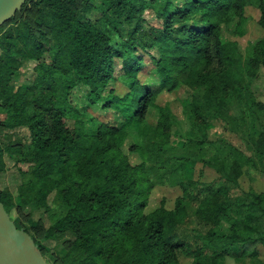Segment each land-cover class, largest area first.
<instances>
[{
    "label": "trees",
    "instance_id": "obj_1",
    "mask_svg": "<svg viewBox=\"0 0 264 264\" xmlns=\"http://www.w3.org/2000/svg\"><path fill=\"white\" fill-rule=\"evenodd\" d=\"M101 2L96 7L103 17L129 6L128 0ZM152 2L132 0L131 8L141 11ZM167 2L161 11L164 26L147 38L160 55L148 53L156 73L153 83L138 75L144 66L140 54L134 53L133 37L118 42L105 27L84 16L83 9L93 8L91 0H32L40 14L37 31L26 19L17 23L16 33L2 32L5 22L0 26L1 106L12 109V117L29 131L28 141L9 149L17 153V160L33 163L30 179L20 186L21 204L36 199L44 205L51 189L59 191L66 208L48 230L73 231L71 246L83 251V264H183L179 249L190 258L188 264H219L223 253L236 258L257 253L250 245L264 240V188L246 190L239 182L250 168L264 173V105L249 88V78L257 68H264V0H188L175 9ZM247 3L257 5L262 33L252 52L243 55L236 41L220 39L215 19L231 9L241 16ZM174 17L199 22L174 28L170 26ZM179 30L185 33L173 35ZM48 50L45 71L52 76L13 90L10 77L19 61L39 58ZM119 59L124 75L130 77L123 109L127 118L116 125L96 115L94 126H88L84 114L92 102L100 100L105 109L119 100L115 96L105 101L101 93ZM179 80L197 89L184 107L192 128L203 130L210 118L221 117L251 153L225 136L211 140L199 133L178 142L168 131V122L175 118L168 110L155 122L146 120L145 112L158 90L154 88H171ZM78 83L86 86L85 109L72 102L71 88ZM129 131L138 138L130 149L134 158L121 148ZM3 149L0 146V164ZM192 161L214 169L217 177L187 178L185 169ZM63 180L67 185L58 186ZM164 181L182 187L175 206L167 208L162 198L153 209L143 211L152 188ZM0 200L10 215L15 206L10 195L0 189ZM191 214L210 227L193 233L194 245L179 231ZM221 222L226 229L220 230ZM23 227L44 255L40 240ZM235 246L241 248L240 254Z\"/></svg>",
    "mask_w": 264,
    "mask_h": 264
},
{
    "label": "rangeland",
    "instance_id": "obj_2",
    "mask_svg": "<svg viewBox=\"0 0 264 264\" xmlns=\"http://www.w3.org/2000/svg\"><path fill=\"white\" fill-rule=\"evenodd\" d=\"M93 8L83 9L82 13L88 20L98 22L99 25L105 27L117 40L127 41L129 37H133L134 40V53L140 54V62L144 67L138 72V75L142 80L153 83V75L155 73L150 63H153V59H148V53H153L160 57L158 48L156 46H150L147 43V38L151 39L149 32H156L161 26H164L162 8L167 3H172L171 8L182 6L188 0H153V2L144 7L141 11H137V8H131L133 5L132 0H128L129 5L125 10L118 13L108 12L106 17L102 16L101 8L96 5L101 3V0H91ZM224 14L222 13L215 21H217V32L222 41L234 40L238 43V49L243 55L250 54L254 42L262 33V28L257 23L259 16V9L257 5L247 3L243 6L241 16L233 14V10H229ZM40 17L39 10L33 5L32 0H29L22 9L18 10L13 19L8 20L2 25V32L11 30L16 33V25L23 19L28 20L33 28L37 31L38 18ZM198 20L195 18H183L179 19L174 17L170 23V26L176 28L184 23H192L198 25ZM136 30L133 32V30ZM183 31H174L173 35L179 36ZM51 34V33H48ZM144 43H146L144 45ZM20 45V42H17ZM122 49H128V46L124 45ZM129 51V50H128ZM50 51H45L39 58L21 59L18 64V69L11 74L10 81L13 86V90L20 89L31 83L36 82L38 79H47L52 76L45 71V63L50 59ZM150 55V54H149ZM144 58V59H142ZM121 59L115 64L114 76L111 77L106 87L101 91L102 99L105 101L113 99L115 96L119 97L117 102H113L112 108H101L100 100L92 102L91 108L86 109V99L84 92L86 86L78 83L72 89V102L78 107L88 110V113L84 114L87 119L88 126H94L91 124L92 119L98 115L99 118L107 121L114 122L116 125L120 124V121L126 120L127 107V93L130 91V77L124 75L122 69ZM148 72V74H147ZM156 74V73H155ZM154 74V75H155ZM249 88L254 92L255 99L261 101L264 105V68L261 66L257 68V74L249 78ZM154 84H152L153 86ZM154 88V87H153ZM154 95L152 96L151 104L146 112V120L155 122L159 114L163 110H168L175 115L174 119L168 122V131L173 139H177L178 142L182 138L195 137L199 133L204 134L208 139L214 140L220 136L227 137L237 146L245 149L246 152L251 153L245 148L242 140L237 136L238 133L231 128L223 118H210L207 125L203 130H195L192 128L190 121L187 119L184 107L189 105L192 98L197 95V89L195 84L189 85L185 81L179 80L178 83L167 88L162 86L154 88ZM2 100L0 98V146L4 147L2 153V163L0 164V189L8 193L15 204L10 208V216L13 220H16L18 224L27 226L30 231L40 240L43 245V252L48 261L54 264H83V251L71 246L72 241L75 238L73 231H64L62 233L49 231L48 227L52 223V220L65 210L66 206L64 202L59 198L56 190L51 189L45 197L44 205L37 202L36 199L21 204L20 201V186L25 181L30 179V168L33 165L31 162H23L17 160V153L11 151L9 146L16 144L19 141L25 142L29 139L28 127L13 118L14 111L1 106ZM126 111V112H125ZM84 113V112H83ZM262 119L264 121V110ZM72 121V120H71ZM13 124V125H10ZM10 125V126H9ZM127 128V127H126ZM134 128V127H133ZM136 131V130H135ZM240 136V133H239ZM138 138L134 137V131L126 136L121 148L123 152L128 155L131 154L132 144L136 142ZM185 175L190 179L201 178L203 180H213L217 177L216 171L210 167L202 166L199 161L189 162L185 169ZM240 187L242 189L253 188L255 190H262L264 188V173L257 168H250L247 173H244L240 179ZM67 185V181L63 180L59 182L58 186L64 187ZM182 194V187L179 184L169 183L164 181L156 184L149 195V200L143 211L147 212L153 209L159 204V201L164 198L167 208H173L175 206V200ZM60 195V193H59ZM194 203V202H193ZM261 219L259 220L260 223ZM263 223V221H261ZM257 224V222H256ZM261 224V223H260ZM220 230L226 229V223L221 222L219 224ZM261 227H264L261 225ZM210 228L206 224H201L198 217L194 214L186 217L185 223L179 225V231L181 236L188 238L190 242L194 243L193 233L197 231H204ZM194 245V244H193ZM251 251L257 250V253L252 252L251 255H241L240 258L223 253L219 257V264H264V240L258 243L250 245ZM238 254L241 252L239 246L233 248ZM209 253H212L209 251ZM179 260L183 264H188L190 258L185 255L183 251L178 250Z\"/></svg>",
    "mask_w": 264,
    "mask_h": 264
},
{
    "label": "water",
    "instance_id": "obj_3",
    "mask_svg": "<svg viewBox=\"0 0 264 264\" xmlns=\"http://www.w3.org/2000/svg\"><path fill=\"white\" fill-rule=\"evenodd\" d=\"M25 0H0V26L20 10ZM0 264H51L32 235L18 227L0 200Z\"/></svg>",
    "mask_w": 264,
    "mask_h": 264
}]
</instances>
